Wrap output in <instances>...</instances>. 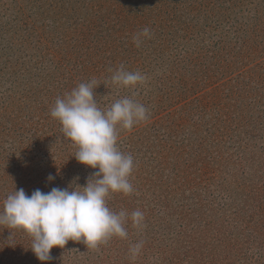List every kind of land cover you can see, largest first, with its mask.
Returning a JSON list of instances; mask_svg holds the SVG:
<instances>
[{
  "label": "rangeland",
  "instance_id": "374dc122",
  "mask_svg": "<svg viewBox=\"0 0 264 264\" xmlns=\"http://www.w3.org/2000/svg\"><path fill=\"white\" fill-rule=\"evenodd\" d=\"M144 28L151 38L141 37L137 47L133 36ZM120 65L139 71L146 82L135 88L113 84ZM93 80L98 107L129 97L148 109L146 121L118 131V149L141 165L136 177L152 170L162 182L173 180V155L165 163L153 159L154 151L161 137L173 147L167 152L181 142V154L174 152L179 166L186 159L220 169L214 185L200 194L213 202L210 207L221 211L240 203L235 220L244 223L220 244L228 256L221 264H264V0H0V199L20 188L30 195L38 188L48 192L47 185L65 188L74 179L84 186L98 170L75 159L77 146L50 114L57 98ZM191 85L196 87L189 92ZM170 130L178 137L168 139ZM49 174L55 179L49 181ZM136 177L129 181L140 201L147 185ZM143 200L160 203L150 194ZM247 201L263 210L249 230L243 227ZM157 216L125 227L127 242L114 236V245L108 239L92 249L69 240L53 247L45 262L30 248L20 249V240L0 225V264H18L14 256L19 264H107L116 257L121 264H174L144 251L152 231H160L153 225ZM171 225L161 246L181 231ZM138 242L143 246L133 260L129 249Z\"/></svg>",
  "mask_w": 264,
  "mask_h": 264
},
{
  "label": "clouds",
  "instance_id": "9594fccd",
  "mask_svg": "<svg viewBox=\"0 0 264 264\" xmlns=\"http://www.w3.org/2000/svg\"><path fill=\"white\" fill-rule=\"evenodd\" d=\"M141 37L151 38L150 30L144 28L133 36L137 47ZM111 81L135 88L146 82V76L120 65ZM97 86L95 80L80 83L63 99H56L50 114L60 121L65 139L77 146L75 159L98 170L91 173L84 186L76 184L74 179L68 187H53L46 193L36 189L30 196L20 188L3 201L0 225L30 235L33 238L30 249L41 262L50 261L53 247L63 248L69 240L95 249L112 236L127 238L128 235L124 226L129 218L127 211L117 213L107 204L110 193L128 195L134 190L129 181L133 157L118 149V131H131L134 125L146 121L148 109L129 97L102 109L94 99ZM47 179L52 181L55 177L49 174ZM130 218L133 226L139 227L143 213L133 211ZM142 246L138 242L130 247L133 260Z\"/></svg>",
  "mask_w": 264,
  "mask_h": 264
},
{
  "label": "trees",
  "instance_id": "16d2710c",
  "mask_svg": "<svg viewBox=\"0 0 264 264\" xmlns=\"http://www.w3.org/2000/svg\"><path fill=\"white\" fill-rule=\"evenodd\" d=\"M178 80H180V78H178ZM163 81L164 79L159 78V82ZM194 87L196 86L191 85L188 91L192 92ZM181 120H179V123L177 125H181L183 123L184 120ZM168 136V139H171L170 136L176 138L178 137V134L170 130V134ZM162 139L163 137H161V139H158L156 145L160 148L157 151H154L155 155L154 157L152 155V157L153 159H156V157L158 156V158H161V161H165L166 163L165 159L167 155H173V157L171 158L172 161L169 162V166H171V172L175 170L173 172V180H169V182H162V179L160 177L158 178V175L153 173L152 170H142V172L140 173H142L143 176L139 175L138 177H136L141 167V165L137 163L133 167L131 175H133V177L135 176L137 180L143 183V185H147L145 192L141 194L140 201L134 196L136 192L135 189L133 190L132 194L128 195H124L123 193H110L107 201L108 207L117 213L121 210L127 211V213L129 214V218L124 225L125 227H127L128 225H133V222L130 218L133 211H141L143 213V220H145L146 218H150V216H157L155 214L153 215V210L157 211L156 213H158V216L156 221L154 220L155 223L153 222V225L159 224L160 227L158 228H160V231H152L154 237L151 239V242H148L147 248H144L146 254H150L151 251L153 253L152 257L157 258L158 255H160V259L162 261L168 260V263L173 261L174 264H221L223 258L228 256H225L224 254L226 246L220 244H225L226 240L230 239L229 236L231 231L237 229L242 223H244V221L241 220L238 224L235 220V218L237 217L235 207L240 206V203H235L232 206L229 205L228 208L221 211L213 210L210 207L213 202L211 200L207 201L205 198H202L200 194L203 187L206 188L207 185H214L216 172L220 169L217 167H209V162L205 164L198 163V160H195L194 162L188 161L186 159L182 160V166H179V161L177 158L178 156L174 152L178 150L177 153L181 154V142L178 145L177 150L174 148L171 152H167L164 151V149H172L173 147L169 143L162 142ZM144 151H148L147 148L144 149ZM133 161H135V158ZM195 163L199 164L200 166H195ZM178 167L182 168L178 169ZM159 170L160 168H157V172L160 175ZM204 175L214 176V178L203 179ZM134 186L135 185L133 184V187ZM53 187L55 186L47 185V191L49 192ZM41 190H43V188H41ZM242 191L244 190L242 189ZM185 192L190 193L188 195L185 194ZM27 194L30 195L29 193ZM147 194L152 195L153 201L157 200L160 203L153 206L144 204L143 202L145 200L143 199ZM226 197H229V195H226L222 198ZM0 201H4L3 196L1 197ZM247 202L249 204L250 212L247 216V219L245 220L246 224H244L243 227L248 229L249 226L251 227L255 223L256 214L260 215L263 210L261 208L256 212V204H252L251 202L249 203V201ZM203 206L206 207L202 209ZM254 207L255 210L253 209ZM2 208L3 202L2 204L0 203L1 211L3 210ZM204 210L206 211L204 212ZM229 210H231L229 212L230 215L228 216L229 220H226L224 212L227 213ZM171 223L174 224L173 226L180 228L181 231L178 230L176 232V239H173V241H171L168 246H161L162 242L167 239V234L164 233V230L171 229L172 231ZM9 231L15 242L20 240L19 243H17V246L19 245L20 249L23 248L25 250L26 248H30L32 246L33 238L30 235L29 238L24 237L22 239H20L18 236V233L23 236L24 234H26V232L23 233V231L19 229H9ZM126 231L128 233L130 231V228H127ZM240 234L241 231L239 232V235ZM109 239H111L112 245H114V242L118 240L115 239L114 236ZM124 240L125 242H127L126 238H124ZM158 244H160V246ZM217 244L219 245V247H216ZM56 251H58V249ZM214 252L217 254H221L222 256H217ZM53 253L57 252L54 251ZM118 255L119 254H117L116 256ZM14 259L15 260L13 263L19 264L21 262L20 256H18V258L14 256ZM107 264L121 263L119 261V258L116 257V260L115 258H113L111 262L109 261ZM124 264H128V262L125 261Z\"/></svg>",
  "mask_w": 264,
  "mask_h": 264
}]
</instances>
